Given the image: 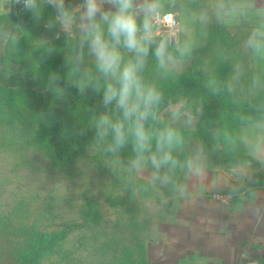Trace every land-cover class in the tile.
Masks as SVG:
<instances>
[{
    "label": "rangeland",
    "instance_id": "obj_1",
    "mask_svg": "<svg viewBox=\"0 0 264 264\" xmlns=\"http://www.w3.org/2000/svg\"><path fill=\"white\" fill-rule=\"evenodd\" d=\"M23 13L0 20V84L10 81L13 73L40 76L47 84L35 86L40 92L29 94L26 105L23 92L0 89V264H15L30 249L40 250L34 264H182L178 260L182 249L174 241L185 236L183 229L177 235L170 222L181 207L176 220L181 226L185 223L184 204L177 197L184 192L190 165L202 161L201 152L206 151L195 134L197 112L181 105L159 109L163 129L182 138L165 143L162 150L172 160L159 168L152 163L153 158L161 161L156 150L136 148L130 121L122 122L125 144L110 151L115 146L113 132L101 128L96 116L78 101L81 95L103 96L109 84L118 87L98 71L89 36L66 34L61 35L67 39L64 42L52 43L58 39L56 26L49 30L45 20H37L24 29L29 21ZM210 31L226 40L232 29L213 24ZM240 32L248 34L247 28ZM222 44H211L209 55L193 59L175 53L174 58L165 47L163 67L155 56L159 45L149 44L147 86L156 89L161 81L212 67L216 58L221 61ZM122 49L125 61L134 56ZM231 52L239 55L234 64L247 62L243 43ZM253 56V65L264 64L263 52ZM71 62L74 68L65 65ZM190 63L191 70L182 72ZM236 76H225L221 100L248 98L253 93L231 90L238 81L247 83L246 74ZM98 77L109 84L95 82ZM50 82L60 85L50 88ZM48 123L50 133L45 129ZM144 128L154 141V127ZM210 130L204 129L211 153L219 154L216 135ZM54 142L63 147L51 152Z\"/></svg>",
    "mask_w": 264,
    "mask_h": 264
},
{
    "label": "crops",
    "instance_id": "obj_2",
    "mask_svg": "<svg viewBox=\"0 0 264 264\" xmlns=\"http://www.w3.org/2000/svg\"><path fill=\"white\" fill-rule=\"evenodd\" d=\"M135 2L141 4L143 0ZM159 3V15L173 12L178 20V29L158 39L153 34L155 26L152 19V44L156 47V44L163 43L169 53L193 59L203 58L206 52L209 55L211 44L230 40V45L222 44L221 61L216 58L212 67L199 69L212 71L226 60L228 69L223 79L230 74H236L237 78L247 75L248 84L233 82L237 86L231 90L244 89L253 93L248 98L222 100L221 103L233 107H263V113L257 114L236 110L218 112L217 122L221 125L215 134V145L219 154L203 150V160L190 165L184 175V192L177 197L184 204L186 221L181 226L176 220L181 207L176 211V217L171 218L170 227L177 235L183 229L185 236L183 241H174L176 247L182 249L178 260L182 264H264V64H252L251 59L256 52L247 46L249 36L264 22V0H159ZM97 4L102 11H115L114 5L107 0H97ZM39 5L50 7L56 15L55 7L47 0H39ZM64 5L71 18V28L66 33L56 24V33L59 36H89L82 27L90 23L82 18L84 0H64ZM234 8L241 11L233 12ZM21 10L22 6L16 5L15 0H0V20ZM99 17L100 13H97L96 23L104 29L105 40L112 43L107 26ZM143 18L141 14L137 22L141 23ZM49 21L55 23V17L45 19L44 26ZM213 24L232 29L230 34L225 35L226 40L223 35H213L210 31ZM241 28H247L248 34L241 33ZM241 43L248 49L247 62L241 64L237 60L234 64L232 60L238 59L239 55L231 50ZM118 47L123 50L122 44ZM187 67L182 72L191 70V63ZM257 81L259 87L255 85ZM225 85L223 81L221 90ZM257 91L263 94L253 96ZM213 194H229L232 198L227 203H221L211 197Z\"/></svg>",
    "mask_w": 264,
    "mask_h": 264
},
{
    "label": "clouds",
    "instance_id": "obj_3",
    "mask_svg": "<svg viewBox=\"0 0 264 264\" xmlns=\"http://www.w3.org/2000/svg\"><path fill=\"white\" fill-rule=\"evenodd\" d=\"M114 5L115 11H102L97 0H84L85 12L82 18L90 23L82 26L89 34V48L96 60V67L106 77L115 80L118 87L109 84L103 95L105 106L115 102L116 107L122 112L125 121H130L135 146L144 151L148 147L149 134L144 128V121L149 116H154L152 109L162 99L161 94L154 87H146L142 70L145 66V58L148 55V45L152 43V19L159 15V0H143L136 4L135 0H107ZM56 10L55 23L49 21L45 27L51 30L59 24L61 30L68 32L71 28L69 12L65 10L64 0H47ZM16 5H22L25 12L36 13L38 11L37 0H15ZM233 12L241 11L239 8L232 9ZM97 13H100V21L107 26V34L112 43L104 38V29L100 23H96ZM143 14V21L137 22L138 17ZM264 28V22L261 24ZM59 38V33L54 34ZM123 46L128 52L134 54L127 61L124 60L118 45ZM247 46L257 53L264 52V31L254 30L247 40ZM165 45L160 44L155 50V56L160 65H164ZM53 76L52 79H56ZM101 128L107 126L114 134L115 146L110 151H116L126 142L124 126L120 122L112 123L107 116H101L99 121ZM106 135L105 133H102ZM177 134L171 129H165L159 133L157 147L160 149L164 143L171 145ZM172 157L165 154L161 161L153 158L152 163L156 168L166 164ZM174 163V162H173ZM167 182V178H165Z\"/></svg>",
    "mask_w": 264,
    "mask_h": 264
},
{
    "label": "trees",
    "instance_id": "obj_4",
    "mask_svg": "<svg viewBox=\"0 0 264 264\" xmlns=\"http://www.w3.org/2000/svg\"><path fill=\"white\" fill-rule=\"evenodd\" d=\"M38 11L36 13H29L23 11V16L25 19H28L29 22L24 24V29L29 28L32 25V22H37V20L42 21L47 18L53 19L55 17L54 11L50 7L40 6L39 0H37ZM11 16V15H10ZM8 17V16H7ZM6 18V17H5ZM3 18V19H5ZM28 24V25H27ZM159 38H164V34L158 36ZM67 39L64 37H60L53 41L52 43L58 44L60 42H64ZM51 43V44H52ZM226 51L228 48L225 49ZM225 51V53H226ZM151 54L149 50L148 55ZM37 57V59H39ZM147 58V57H146ZM68 67H75V65L71 62ZM228 69V62L225 60V63L218 68L214 67L211 71V74H208L200 69L194 70L191 74H186L182 78L175 81H161L160 85L156 88V90L161 94L162 99L160 103L153 107L152 112L154 116H149V118L144 121V125L153 126L155 129L154 133V141L153 139L148 143V150H156V156L158 159L162 160L165 153L163 152V148L165 147V143L162 145L160 149L157 147V141L159 138V133L164 131L163 125L161 123L160 115L158 111L160 108L171 107L174 105H181L182 107H187L189 109H195L197 112L196 117V129L195 134L197 135L198 140H200L201 145L207 152H210V142L208 141V135L204 129H208L212 127V130L209 131L212 134H216V132L220 128V123L217 122V118L219 116V111L227 110L229 113L233 112V110L241 111L242 113H263V107H251L249 105H244L241 107H233V106H224L221 102L220 94L222 92L221 86L224 81L223 74L226 73ZM93 75V73H92ZM142 78L146 87V74H145V66L142 70ZM95 82L102 83L103 85H107L106 79L94 78ZM44 79L40 76H36L35 78H28L18 73H13L11 75L10 81L3 82L0 84L1 90H12V92L22 93L25 95V98L22 101V104H27V99H29V94H33L36 91L40 92V90H36L35 86L38 85H46ZM65 83H62L63 85ZM60 83L50 82V88L59 86ZM104 88V87H103ZM76 94L78 91L73 90ZM82 96V97H81ZM78 96L80 99L78 100L81 105H83L89 113H92L96 116L97 120L100 121L101 116H107L112 123L124 121L122 112L116 107L115 102L110 105L105 106L103 103V96L99 97L98 95H81ZM9 99V98H7ZM14 102V101H13ZM209 125V127L207 126ZM46 130L52 131L51 123H48L45 127ZM105 129V127H104ZM109 129V127H108ZM111 129V128H110ZM210 133V134H211ZM126 135V133H125ZM182 140V138H177ZM62 145L53 143V146L49 148L51 152L56 151ZM63 147V146H62ZM214 156V155H213ZM40 253L39 249H30L29 251L23 253L19 256L15 262V264H34L38 255Z\"/></svg>",
    "mask_w": 264,
    "mask_h": 264
},
{
    "label": "built area",
    "instance_id": "obj_5",
    "mask_svg": "<svg viewBox=\"0 0 264 264\" xmlns=\"http://www.w3.org/2000/svg\"><path fill=\"white\" fill-rule=\"evenodd\" d=\"M22 6V5H20ZM154 30L155 36H161L166 33H173L178 29V20L173 12H165L154 18ZM212 198L221 203H227L231 200L229 194H214Z\"/></svg>",
    "mask_w": 264,
    "mask_h": 264
}]
</instances>
